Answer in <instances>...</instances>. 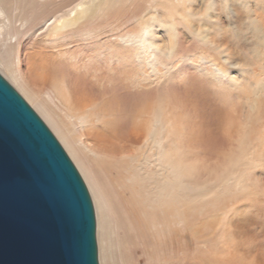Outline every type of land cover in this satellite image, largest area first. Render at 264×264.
Returning <instances> with one entry per match:
<instances>
[{"label": "rangeland", "instance_id": "1", "mask_svg": "<svg viewBox=\"0 0 264 264\" xmlns=\"http://www.w3.org/2000/svg\"><path fill=\"white\" fill-rule=\"evenodd\" d=\"M97 1L36 0L33 15L39 26L25 23L19 29V50L31 60L27 54L41 48L56 67L64 52L70 63H60L70 73L69 83L79 80L80 89L100 106L107 100L117 106L122 132L130 117L138 128L162 110L167 136L161 139L155 130L152 140L156 153L163 150L168 165L179 167L180 208L166 218L158 216L152 195L160 178H144L131 210L136 239L121 250V264H264V0H195L191 6L193 0H119L63 38H43L57 19ZM124 37L130 45L125 50L120 45ZM209 52L219 74L200 63ZM19 70L72 138L86 144L94 118L68 113L25 64ZM0 75L44 122L80 174L7 72ZM167 172L172 184L173 173ZM170 190L167 199L177 193ZM88 192L101 264L97 215Z\"/></svg>", "mask_w": 264, "mask_h": 264}, {"label": "bare ground", "instance_id": "2", "mask_svg": "<svg viewBox=\"0 0 264 264\" xmlns=\"http://www.w3.org/2000/svg\"><path fill=\"white\" fill-rule=\"evenodd\" d=\"M116 1L119 0H98L97 3L89 5L85 9L80 8L73 13L70 12L68 16L63 15L56 20V23L54 22L46 28L43 38L46 41L63 38L74 31L75 26L93 20L107 4ZM194 1H188V4L191 6ZM35 3L36 0H0V71L3 74L7 72L8 79L27 98L59 138L86 182L97 215L100 263H125V260L122 261L121 250L136 239L135 233L137 232L134 227L136 220L133 218L135 216L131 214V210L140 198L141 181L144 178L147 179L148 176L156 177L158 175L160 178L158 182L156 178L154 189L156 193L152 195V203H154L158 216L166 218L168 213L174 214V211L180 208L178 198V191L181 187L179 167L169 166L166 161L167 154L163 150L156 153L157 143L152 140L157 130L161 139L167 136V122L163 118L162 110L157 113V116L154 115L153 121L139 123L138 128L135 126L137 120L132 116L133 118L130 117L126 123L128 125L127 132H122V116L120 111L116 113L114 110L117 106L114 107V104L107 99V102L100 106V103L80 89L78 79V82L75 80L71 81V84L69 83L68 75L70 73L63 65L68 62L64 52L59 57L63 64L57 62V67L54 65L51 55L45 53L41 48L33 49L32 53L27 54L31 58L28 60L25 53L23 54L19 50V29L25 23L34 29L39 26L33 15V10L36 8ZM41 27L42 25L40 29ZM25 28L26 32L28 26ZM172 36H175L174 32ZM124 38L120 45L125 50L130 48V45L127 37ZM204 39L200 38L202 41H205ZM127 56L129 57L131 54ZM212 58V52H209L203 53L199 60L201 65L208 63L212 65L215 72L219 74L220 71L216 68V63ZM24 64L27 66L29 75L40 85L47 86L50 94L61 102L68 113L78 115L86 112L94 118L95 125L85 134L86 144L76 142L61 123L60 118L26 85L19 74L20 65ZM74 74L76 75L75 72ZM97 76L96 79L99 77ZM174 134L176 139L181 136L177 128ZM152 158L155 160L152 161ZM146 167H148L147 172H145ZM168 169L173 173L174 182L172 184L169 182ZM170 186L174 187L177 193L174 197L167 199L169 191L171 192ZM123 193L126 194L128 200H125L126 197ZM119 231L122 232L120 237L118 236Z\"/></svg>", "mask_w": 264, "mask_h": 264}, {"label": "water", "instance_id": "3", "mask_svg": "<svg viewBox=\"0 0 264 264\" xmlns=\"http://www.w3.org/2000/svg\"><path fill=\"white\" fill-rule=\"evenodd\" d=\"M0 264H99L94 207L84 181L1 75Z\"/></svg>", "mask_w": 264, "mask_h": 264}]
</instances>
